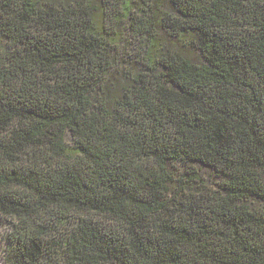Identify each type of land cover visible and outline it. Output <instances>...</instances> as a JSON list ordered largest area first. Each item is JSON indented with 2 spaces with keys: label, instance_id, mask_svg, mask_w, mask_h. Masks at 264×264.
I'll return each mask as SVG.
<instances>
[{
  "label": "trees",
  "instance_id": "trees-1",
  "mask_svg": "<svg viewBox=\"0 0 264 264\" xmlns=\"http://www.w3.org/2000/svg\"><path fill=\"white\" fill-rule=\"evenodd\" d=\"M4 264H264V0H0Z\"/></svg>",
  "mask_w": 264,
  "mask_h": 264
},
{
  "label": "rangeland",
  "instance_id": "rangeland-1",
  "mask_svg": "<svg viewBox=\"0 0 264 264\" xmlns=\"http://www.w3.org/2000/svg\"><path fill=\"white\" fill-rule=\"evenodd\" d=\"M16 219L10 215H0V264H4L6 254L10 252V242L7 238L12 232V224Z\"/></svg>",
  "mask_w": 264,
  "mask_h": 264
}]
</instances>
